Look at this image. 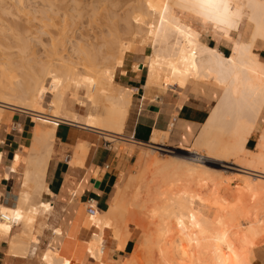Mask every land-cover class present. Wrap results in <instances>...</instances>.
I'll return each instance as SVG.
<instances>
[{
    "label": "bare ground",
    "instance_id": "6f19581e",
    "mask_svg": "<svg viewBox=\"0 0 264 264\" xmlns=\"http://www.w3.org/2000/svg\"><path fill=\"white\" fill-rule=\"evenodd\" d=\"M50 1L43 4L45 8L33 9L34 12H40V17L51 21V25L57 27L54 34L52 33L42 58H38L34 52H29L30 38L27 39L20 33V30L24 28L22 27L23 23L25 25L28 21L19 23L15 22V18L14 21L10 20V25L2 24L4 21L0 23V34H3L5 38L15 37L19 55V60H14L11 56L0 55L1 59L7 60L6 62L0 61V119L4 110L10 108L30 112L32 120L35 122L28 153L25 157V171H19L14 166L10 167V171L13 173L20 174L22 172L21 179L31 185L32 193L17 192L15 207H7L0 203V237L8 236L13 226L32 223L40 209V211H48L52 207V201L48 205H41L37 200V202L33 201V195H39L40 198L45 190L44 176L54 141V128H42L39 124L57 125L63 96L67 91H70L73 85L84 89L82 98L85 101L81 100L77 94L70 92L71 98L77 100L78 106L88 102L96 108L99 107L100 110L98 113L88 114L86 125L114 134H122L129 112L132 89L118 84L115 78L116 75L124 73L122 69L124 59L127 55L130 56L138 45L148 48V52L143 56L146 59H144L146 74L143 86L147 93L154 89L164 91L168 86L175 85L183 88L190 83L199 84L210 82V80L220 88L215 106L194 138L192 146L187 149L195 160L208 157L218 161V157L231 156V154L236 158V161L238 158L237 164L239 163L240 168H235L239 174L238 188L233 191L230 185L231 188L228 187V184L225 185L228 190L233 191H230L229 194L233 198V203L230 204L232 201L227 202L229 205L226 206L225 202L222 204L220 201L225 207L221 206L218 202L219 199L217 200L220 197H217L220 191L219 186L207 183L199 174L201 166L193 160L187 159L184 160L185 164L183 162L177 164L169 160H160L149 153L139 155L137 161L145 164L144 170L134 178H132L133 176L130 178L121 177L119 186L112 191L108 208L104 211L97 210L93 216H85L83 225L88 229H96L91 238L83 242L66 237L60 247H48L42 252L41 263L83 264L85 254L90 253L94 262L109 264L103 246L107 230L110 231L111 238L118 241L116 246L122 248L130 236L129 227L132 225L140 229L141 242L132 252V260L127 261V264H253L255 247L264 243V213L260 215L257 206V203L264 199V134L260 135L256 144L258 148L255 150H247L245 142L254 130L256 119L264 106V64L258 60L257 53L253 50L256 42L264 40V0H245V9L241 11L236 10L238 4L235 0H185L187 4L183 12L186 9L185 13L190 21H196L205 26L211 25L221 37L232 43V52L227 56L202 43L199 39L200 33L179 18V15L183 13L180 9L185 7L182 6L184 0H180L178 4L176 0V3H172L175 8L182 4V7L177 9L179 12L172 6L175 12L172 7H169V4L167 7L164 0L163 2L162 0H146L143 5L146 3V7L154 9L158 24L155 22L154 24L157 26L153 25L155 28L149 27V30L145 27L148 30H146L148 33L145 37L137 36L139 33H135L133 27H130L133 28L130 33L127 27L126 30H129L132 37L126 42L118 38L120 32L117 35L115 28L119 30V27L114 26L113 21L110 23V20L116 17V13L113 15L115 8L112 10L114 17L111 16L113 18L108 20L107 16L111 15L108 7L106 9L108 13L102 7V11L107 13L106 19L109 26L113 24L112 30L110 27L108 31L111 30V34L116 30L112 33H115V38L112 37L114 40L110 35L109 38L112 41H108L111 43L110 45L107 44L109 53L111 52L110 54L107 52L110 58L105 52L107 59L112 60L113 66L111 69L99 66L100 64H97L98 57L94 62L95 60H90L91 56L82 53L87 48L84 46L86 41L85 43L83 41L76 43V46L72 48L76 49L77 47V50L81 51H76L77 53L89 57L86 59L90 64L85 65L87 62L83 63L84 61L82 62L84 66L81 64V69L87 70L90 72L89 74L80 73L79 66H77L79 64L72 60V54H65L66 41L64 42L65 37H63L65 33H63L64 29L58 25H60V21L67 23L68 19L73 20L74 16H82L83 11L88 15V21L92 23L89 26L96 25V28H100L101 24H98L97 20L101 22L103 14L100 13L101 8L99 7L105 0ZM15 2L16 12L30 13L25 10L26 7L21 3V0ZM110 4L113 5L112 0H110ZM7 8L9 9L6 6L5 9ZM169 8L173 13L167 10ZM3 9L0 8V11ZM5 11L2 15L7 13ZM174 12L181 13L177 17ZM154 13L152 15H155ZM34 14H28L30 20ZM243 14L247 19L245 30L247 27L251 28L246 39L243 35L239 38L232 35V32L237 30L239 20L243 19ZM23 15L27 14L23 13ZM28 15L25 18H28ZM11 16L14 17L13 14ZM99 16L100 19H98ZM131 16L136 23H141L145 19L142 13H134ZM128 17L126 15V20ZM7 19L3 20L7 21ZM20 20L21 18L18 21ZM43 23L41 24H46L44 21ZM125 24H129V22ZM131 24L133 25V23ZM86 33L80 35L78 40L87 35ZM169 33L177 37L175 42L173 40L174 45L170 43L171 47L174 46L172 47L175 51L173 54L171 53L173 50H170L171 47L166 45L167 41L172 38ZM157 35H160L159 37L162 38L160 39L165 41L163 45L159 37L157 40ZM81 36L82 38H80ZM168 36L169 40L166 39ZM88 37L90 36H86V38ZM158 41H161L162 46L157 43ZM164 43L166 44L164 45ZM1 45L0 52L2 53ZM157 45L161 47L157 48ZM83 47L85 48L83 49ZM72 48L70 51H73ZM166 48L169 49L166 50ZM105 51H107V46H105ZM166 51L170 52V56ZM88 53L91 54V49ZM82 54L80 57L85 60ZM105 55L104 57H106ZM104 57H102L103 62ZM161 57L166 60L171 59L170 63L168 61L166 63V60L163 62ZM30 61L32 64H29ZM17 62L21 66L26 64L28 68L27 71L21 69L24 79L20 78L18 74L15 75L16 72H13L14 69L12 70L14 67L11 66V63ZM183 63L185 64L183 65ZM141 66L142 61L134 63L133 69L139 70ZM47 95L49 101L45 107L43 102ZM227 124L230 125L229 133L227 131L222 133ZM217 129L221 131L218 133L219 136L222 133V140H219V136L213 137V132ZM228 134L231 138L228 137ZM225 136L231 140L227 141V138L226 141L223 140ZM106 137L112 136L107 135ZM165 138V132L153 130L150 145L164 146ZM85 145L82 142H77L76 153L74 152V158L72 157L74 166L82 165L79 152L81 153L86 148ZM84 152L82 153L84 154ZM2 161L3 153L0 151V165ZM72 164L71 166H73ZM183 171L186 173L183 174ZM4 176V178L8 177V175ZM216 187L219 188V191ZM222 197L225 196H221L220 199ZM211 209H214L212 213H210ZM221 211L226 213H221ZM237 214L243 216L241 217L244 218L247 228L242 226L243 229L242 224H239L242 229L237 226L241 222H237L240 219ZM53 231L55 233L62 232L60 228H55ZM18 232L13 234L18 240L9 241L7 253L27 257L30 248L29 241L20 237ZM29 233L30 231L26 234L28 237ZM36 250L37 245L33 247L31 255H34Z\"/></svg>",
    "mask_w": 264,
    "mask_h": 264
},
{
    "label": "crops",
    "instance_id": "0c3cea01",
    "mask_svg": "<svg viewBox=\"0 0 264 264\" xmlns=\"http://www.w3.org/2000/svg\"><path fill=\"white\" fill-rule=\"evenodd\" d=\"M245 25L246 21L240 20L237 30L233 32L235 33L233 37H241L245 32ZM201 32L199 39L205 45L217 49L216 51L224 56L232 52V43L223 37L220 38L218 32L215 31L214 35L204 34V37V29ZM255 45L253 50L257 53L258 60L264 64V40L256 42ZM143 56V53L139 51L133 52L130 56L127 55L122 67L124 73L119 74L123 85L132 89L129 112L121 135L86 125V118L91 113L86 112L83 108L86 104L80 106L81 110H85L83 114L74 110V106L66 108L68 96L71 98V89L64 94L59 110L58 122L60 123H57V126H52L54 141L44 176V193L48 191L51 195L44 194L43 198L49 200L50 203L52 201V207L48 211H40V209L38 215L29 224L33 225L30 236L29 238L23 237V239H27L30 246L37 245L38 248L40 239L34 235V225L40 215L49 212V217L54 220L53 228L56 226L62 232L55 233L53 231L47 247L42 252L48 247H60L66 237L84 242L90 238L93 232H96L95 228L88 229L83 225L86 215L80 208L82 205L87 207V201L91 198L98 211L106 210L113 189L120 184V174L135 163L138 154V150L132 146L121 148L120 145H113L111 141L105 139V135L115 137L116 139L113 140L127 142H130L129 138L132 136L133 141L130 143L146 146L150 144L153 130H157L166 133L165 142L170 140L187 145L194 141L200 132L203 123L217 102L220 88L211 81L199 84L190 83L187 85L190 86L189 88L173 85L168 86L164 91L153 90L147 93L143 86L146 68L142 66L141 70L133 69L134 63L141 62ZM77 96L79 97L78 94ZM82 97L83 94L79 98ZM7 109L4 112H7ZM10 110L12 113L5 112V116L3 112L2 120L9 119L19 112L26 114L24 120L18 123L19 129L15 126L17 122L13 123L10 130L4 124L0 125V151L3 153V161L0 165V203L7 207H15L17 192H26L22 190V187L27 184L21 179V176L26 168L25 157L28 153L31 135L28 137L23 133H32L35 124L29 126L31 129H25L26 118L29 116L30 122L33 121L30 112ZM260 133H264V106L256 119L254 130L245 142L247 149L255 150ZM77 142L86 144L84 146L86 148L82 151H85L84 154L79 152L82 157L79 156L80 160L82 159V165L74 166L72 157L74 158L73 155L76 153ZM13 166L19 171H23L20 174L13 173L10 171V167ZM4 175H8V177L4 178ZM31 192L32 190L26 193ZM29 225L21 223L13 226L8 236L0 237V264H36L35 259L30 256L21 257L7 253L9 238L17 231H19L18 234H21V227ZM28 231L24 230L23 233L27 234ZM134 239L135 232L131 230L123 249L111 247L107 250L112 263L133 251ZM50 242L59 244L53 246ZM253 264H264V243L255 247Z\"/></svg>",
    "mask_w": 264,
    "mask_h": 264
},
{
    "label": "rangeland",
    "instance_id": "374dc122",
    "mask_svg": "<svg viewBox=\"0 0 264 264\" xmlns=\"http://www.w3.org/2000/svg\"><path fill=\"white\" fill-rule=\"evenodd\" d=\"M6 1V2H5ZM16 1V0H0V6H3V7H0L1 9L2 8H4L3 10H1L0 11V16H1V18H0V23H2L3 21V23L2 24H8V25H10L11 24V22H10V20L11 21H14L15 20V18H16V21L15 22H19V23H22V22H25V21H28V22H26V24L24 25V23H23V26L22 27H24L23 29H22V27H20V29H22V30H20V33L22 34V35H25L26 37H27V39H29V43H30V45H29V52L31 53V52H34L35 53V55L36 56H38V58L40 57V58H42L43 57V54H45V49H46V47H48V45H49V42H50V40H51V36H52V33L53 32H55V28H57L55 25H51L52 23H51V21H49V20H47V19H44L42 16L40 17V12H34V10H36V9H41V8H43L44 7V5L45 4H47V3H49V1L48 0H21V3H23L24 4V6L27 8H25V10L27 11V12H30V13H26V12H24V11H20V12H16L15 11V7H14V5L16 4V2L14 3V2ZM51 1H53V0H51ZM50 1V2H51ZM113 1V5H111L110 4V0H105V1H102V3L100 4L101 5V7H99V8H101V10H99L100 11V13L102 12V18H101V22H100V20H97L99 23L98 24H101V26H100V28L99 27H95L94 25H92V27L91 26H89V25H91L92 23H90L88 20H89V18H88V15L86 14V13H84L83 11H82V13H83V15L85 14L86 15V18H87V20H86V18H85V15L83 16H74V18H73V20H69L68 19V21H67V23H63V21H60L59 22V24L60 25H58V26H60V28H63L64 29V32L63 33H65V34H63V37H65L64 38V42H65V47H66V51H65V54L67 55V54H69V53H71L72 54V60H74V62H76V63H78L79 65H77V66H79L78 68H79V70L78 71H80V73H90V72H88L87 70H84V69H81V66L83 65L84 66V64L83 63H85V62H87L88 61V59H86V57L87 56H85V55H89V56H91L90 57V60H92V61H94V62H96L97 61V57H98V60H99V62L97 61V64H100L99 66H101V67H109L110 69H111V67L113 66V62H112V60L111 59H107V56H109L108 55V53H109V50H108V46L111 44V43H109L108 41H112V40H114L112 37H114L115 35V33L114 34H112L113 32H115V31H112V33L110 34V32H111V30H112V25L114 24V26H118L119 27V30H118V28H115V29H117V35H118V33L120 34V35H118V38L119 39H123L125 42L126 41H129V40H131L130 38L132 37L130 34H129V30H130V33H131V29H132V31H133V28L136 30H134V32L136 33L137 32V34L139 33V35H137V36H144L145 37V35L148 33L147 31L152 27V29L153 28H155L156 26H157V20L155 19V18H157V16H156V14L154 13V9L152 8H150V7H146L145 5H146V3H145V5H143V3L144 2H146V0H112ZM165 1H166V3H165ZM173 1H175V0H164V4L165 5H167V7H168V4H169V7H172L173 6V4L174 3H176V1H177V4H178V2L180 1V0H176L175 2H173ZM181 1H183V0H181ZM4 2V3H3ZM47 2V3H46ZM162 2H163V0H162ZM184 2V3H183ZM182 3H183V5L182 6H185V7H182L180 4V7H182V10L180 9V7H178V5H177V7L178 8H175V6H173L174 7V9L175 10H177V9H180V11L181 12H183V9L184 8H186V4H187V2L185 3V0L183 1ZM235 2L238 4V6L236 7V10L237 11H241V10H244L245 9V7H244V2H245V0H235ZM1 3H3L2 5H1ZM14 3V4H13ZM173 3V4H172ZM5 4V5H4ZM44 4V5H43ZM114 4L116 5L115 7H114ZM176 5V4H175ZM9 7V9L7 10V9H5V7ZM106 6V7H105ZM41 7V8H40ZM102 7H104L103 9H107V7H108V11L110 12V17L109 16H107L108 17V20H110L109 18H113L114 16L113 15H115V13H116V17H114L113 18V20H110V23H111V21H113V24L111 25V26H109L110 24H109V22H107V19H106V14L108 13V11H107V13L105 14L104 12L105 11H102ZM173 7H172V9H173ZM45 8V7H44ZM115 8V9H114ZM117 8V9H116ZM34 9V10H33ZM110 9V10H109ZM114 9V10H113ZM149 9V10H148ZM173 9V10H174ZM4 10H6L5 12H7V13H4L3 15H2V13L4 12ZM112 10H113V12H114V14L112 15ZM168 11L170 10V8L169 9H167ZM174 10V11H175ZM186 10V9H185ZM184 10V12L182 13V14H180V13H178V14H180L179 15V18H181V20L182 21H184V23H186V24H189L194 30H196V31H198L199 33H200V35H201V30H203L204 29V32H203V37H204V34H207V33H210V34H212V35H214L215 34V29H213V27L211 26V25H202V24H200L199 22H196V21H190L189 20V18H188V15L185 13L186 11ZM11 11V13L14 15V17L13 16H11L12 14L10 13L9 14V12ZM35 13H33V12ZM153 11V12H152ZM178 11V10H177ZM15 12V13H14ZM24 14H30L31 15V13L32 14H34L32 17H31V20H30V16L28 15V18L26 17L25 18V16H27V15H23V13ZM170 12H171V10H170ZM176 12V11H175ZM174 12V14H177V13H175ZM179 12V11H178ZM20 14L19 16H20V18H21V20L20 21H18L20 18H19V16L17 15V14ZM76 14V12H73V14ZM81 13V14H82ZM89 14H90V12H88ZM120 13V14H119ZM134 13H142L144 16H145V19H144V21H145V23H144V21L143 22H141V23H136L134 20H133V16H131V15H133ZM152 13H154L155 15H152ZM171 13H173V12H171ZM105 14V15H104ZM178 14L176 15L177 17H178ZM187 16H186V15ZM17 15V16H16ZM41 15H42V13H41ZM118 15V16H117ZM121 15V16H120ZM126 15H127V17H128V20H130V21H128V20H126ZM4 16V17H3ZM105 16V17H104ZM111 16H113V17H111ZM120 16V17H119ZM131 16V17H130ZM33 17H36V18H33ZM82 17V18H81ZM125 17V18H124ZM8 18V19H7ZM39 18H42V19H39ZM242 18L243 19H245V21L247 20L246 19V15L245 14H243V16H242ZM3 19H7V21H5V20H3ZM13 19V20H12ZM26 19V20H25ZM75 19V20H74ZM98 19H100V16H99V18ZM102 19H104V20H102ZM118 19H119V21H118ZM121 19H122V21H121ZM243 19H240V20H243ZM125 20V21H124ZM156 20V21H155ZM239 20V21H240ZM22 21V22H21ZM31 21V22H30ZM43 21L47 24H45V25H42V24H44L43 23ZM75 21V22H74ZM105 21V22H104ZM117 21V22H116ZM127 21V22H126ZM150 21V22H149ZM30 22V23H29ZM74 22V23H73ZM108 23V25H107V23ZM115 22V23H114ZM129 22V24H125V23H128ZM157 23L156 25L154 24V23ZM42 23V24H41ZM90 23V24H89ZM117 23V24H116ZM125 25H124V24ZM131 23H133V25L131 24ZM64 24V25H63ZM137 26H136V25ZM140 26H139V25ZM103 25V26H102ZM104 25H106V26H104ZM124 25V26H123ZM153 25H155V27L153 26ZM121 26V27H120ZM111 27V28H110ZM128 27V28H127ZM130 27H133V28H130ZM148 29L149 27V29L147 30L146 28ZM91 28V29H90ZM109 28L111 29L110 31H108L109 30ZM121 28V29H120ZM126 28L127 29H129V30H126ZM138 28V29H137ZM103 29V30H102ZM105 29V30H104ZM250 27H247L246 28V30H245V32L243 33V37H244V39L246 38V36L249 34V32H250ZM88 30V31H87ZM102 30V32H99V31H101ZM138 30V31H137ZM143 30V31H142ZM147 30V31H146ZM107 31V32H106ZM8 33L10 32V31H7ZM81 32H87L86 34L87 35H85V36H83V38H82V36L80 37V38H82V39H80V40H78V38H79V36L80 35H84V33H82L81 34ZM88 32H89V34H88ZM216 32H218V31H216ZM2 33V32H1ZM102 33V34H101ZM106 33V34H105ZM142 33V34H141ZM174 35H176L174 32H172ZM172 33H169V34H171V36H172V40L170 39H167V38H169V36L168 37H166V39L167 40H169V41H167V44L166 43H164V45L166 44L167 45V47H171V44L170 43H173L172 45H174V42H175V39L177 38L176 36H174ZM54 34V33H53ZM100 34V36H98ZM104 34V35H103ZM123 34V35H122ZM159 34V33H158ZM90 36V37H88V38H86V36ZM92 35V36H91ZM97 35V36H96ZM110 35H111V38H112V40H110ZM113 35V36H112ZM130 35V36H129ZM161 35V34H160ZM160 35H157V40H158V37L160 36ZM232 35H235V33H233L232 32ZM8 36V35H7ZM122 36V37H121ZM170 36V37H171ZM219 36H220V34H219ZM100 38V39H98V38ZM103 37V38H102ZM161 37H162V35H161ZM161 37H159V39L161 38ZM175 37V38H174ZM91 38V39H90ZM93 38V39H92ZM115 38V37H114ZM220 38H221V36H220ZM83 39H87V40H83ZM162 39V38H161ZM160 39V40H161ZM16 39H15V37H12V36H8V38H5L4 36H3V34H0V45L2 46V48H3V52L1 53L0 52V55L1 56H11L14 60L16 59V60H19V55L17 54V46H18V44H17V42L15 41ZM100 40V41H99ZM106 40H107V42H106ZM122 40V41H123ZM173 40H174V42H173ZM82 41L85 43V41H86V45L89 43V44H91L92 43V45H84L85 47H87V48H85V47H83V49L85 48V50L82 52V53H86L85 55L84 54H82V53H77V52H81V51H79V50H77L78 48L76 47V49L75 48H72L73 46L75 47L76 46V43L78 44V43H82ZM162 41V45H163V42H165L164 40H161ZM161 41H158L157 43L159 44ZM171 41V42H170ZM106 43V45H105V43ZM42 43V44H41ZM96 43V44H95ZM99 43V44H98ZM107 44H109V45H107ZM169 44H170V46H169ZM95 45V46H94ZM101 45H103V46H101ZM160 45H161V43H160ZM161 45V46H162ZM4 46V47H3ZM94 46V47H93ZM97 46V47H96ZM105 46H107V51H105ZM158 46L159 45H157V48H158ZM161 46H159V47H161ZM97 49H99V50H101V51H99V50H97ZM101 47V48H100ZM172 47H174V46H172ZM170 48V50L172 49H174V48ZM73 49V51L72 52H76V53H72L71 51H70V49ZM169 48H166V50H168ZM75 49V50H74ZM89 49H91V54H89L88 52H89ZM43 50V51H42ZM92 50H93V52H92ZM86 51V52H85ZM135 51H139V52H142L143 53V55L144 54H146L147 52H148V48H147V46H145V48L144 47H140V46H136V48L134 49V52ZM102 52V53H101ZM105 52L107 53L106 55H105ZM167 52V51H166ZM169 52V51H168ZM167 52V53H168ZM173 52H175L174 50L171 52L172 54H173ZM94 53V54H93ZM111 53V52H110ZM109 53V54H110ZM64 54V55H65ZM74 54V55H73ZM78 55V57H77V55ZM81 54L83 55V57L85 58V60L82 58V57H80L81 56ZM101 54V55H100ZM102 54H104L106 57H104V55H102ZM65 55V56H66ZM94 55V56H93ZM93 56V57H92ZM167 56V55H166ZM169 56H170V52H169ZM99 57H100V59H99ZM102 57H104V62H103V59H102ZM165 57V56H164ZM87 58H89V57H87ZM105 58H106V60H105ZM109 58H110V56H109ZM161 58H163V57H161ZM80 59V60H79ZM102 59V60H101ZM145 58H143L142 59V66L143 67H145V64H146V59L144 60ZM167 59H168V57H167ZM184 59H185V56H184ZM101 60V61H100ZM161 60V59H160ZM164 60H166V58L164 59H162V61L164 62ZM170 60L171 59H169V60H166V63H167V61L170 63ZM186 60V59H185ZM185 60L183 61L182 60V62H185ZM0 61L1 62H3V61H7V60H5L4 58L3 59H1L0 58ZM84 61V62H83ZM83 62V63H82ZM101 62V63H100ZM110 64V66H109V64ZM29 64H32V61H30L29 62ZM82 64V65H81ZM86 64H90L89 62H87V63H85V65ZM103 64V65H102ZM112 64V65H111ZM185 63H183V65H184ZM39 65V64H38ZM11 66L12 67H14V68H12V70H13V72L15 71L16 73H14L15 75H19V77L20 78H23L24 79V76H23V72L21 71V69L22 70H24V71H27L28 70V68H27V66H26V64L24 65V66H21V64L19 63V62H17V63H11ZM146 68V67H145ZM12 72V73H13ZM22 72V73H21ZM119 74L118 75H116V78H115V80H116V82L118 83V84H121V85H123V83L121 82V80H120V78H119ZM25 77H27L26 75H25ZM210 82H211V80H210ZM117 83H115L116 85H117ZM115 85V86H116ZM114 86V85H113ZM114 86V87H115ZM123 86H125V85H123ZM117 87V86H116ZM119 87H120V85H119ZM82 89H83V87H81ZM81 88H79L78 86H72V88H71V91L72 92H75L76 94H78L79 95V97H81L82 96V94H84V92H83V90L81 89ZM154 90H157V91H161L160 89H154ZM81 100H84V98H80ZM48 101H49V96L47 95L46 97H45V100H44V102H43V105L46 107L47 106V104H48ZM85 101V100H84ZM76 100L74 99V98H69V96H68V98H67V100H66V108H68L69 106H74L75 107V109L74 110H76L78 113H81V114H83L84 112H85V110H86V112H92V113H98L100 110H99V107L98 108H96V106H93V105H91L90 103H86V106H84L83 108L85 109H83V110H81L80 109V106H78V104H76ZM88 107V108H87ZM96 108V109H95ZM14 111V110H13ZM6 112V111H5ZM4 112V116L6 115V113L7 112H9V113H12V111L9 109H7V112L5 113ZM25 115L26 114H22V113H17V114H14L11 118H9V119H3L1 122H0V125L1 124H4L6 127H8V130H10L11 129V127H13V123L14 122H17V124L15 125L16 126V128L17 129H19V125H18V123H21L23 120H24V118H25ZM31 116V115H30ZM4 118V117H3ZM27 120H26V122H25V129H29L30 127L29 126H31V125H33V124H35V122H30V118H29V116L26 118ZM42 128L43 127H52L53 125H51V124H39ZM255 128V127H254ZM31 129V128H30ZM228 129H230V125L229 124H227L226 126H225V128H223V130H222V133H225L226 131L229 133V131H228ZM221 131L220 130H218L217 129V131H215V132H213V137H217V136H219L218 135V133H220ZM222 133L220 134V136H219V138H217V139H219V140H222ZM114 134V133H113ZM264 134V133H263ZM23 135L24 136H28V137H30V135H31V133H28V134H26V133H23ZM117 135H119V134H117ZM224 135H226V134H224ZM223 135V136H224ZM260 135H261V133H260ZM260 135H259V138H260ZM106 137V136H105ZM228 137H230L229 136V134H228ZM227 138V136H225L224 138H223V140H225ZM231 138V137H230ZM258 138V139H259ZM107 141H111V143L113 144V145H120V147L121 148H123V147H130V146H132L134 149H137L138 150V154H137V157L139 156V155H145L146 153H149V154H152L153 156H156L158 159H160V160H169V161H172V162H175V163H177V164H181L182 162H183V164H185L184 162V160H187V159H191V160H193L194 162H196L197 164H199L200 166H201V168H200V171H199V174H200V176L202 177V178H204L205 179V181L208 183V182H210L209 184H213L214 183V185L215 186H219V188H220V191H219V188L218 187H216V188H218L217 189V191H219L218 192V194L219 195H217V197L218 196H220V197H218L217 198V200H218V202L220 203V201H221V203L222 204H224V202H225V204L224 205H229V204H227V202L228 203H230V201H232L230 204H232L233 203V198L229 195L230 194V191H234V190H236V188H238L237 186H238V179H239V174H237L238 172L235 170V168H240L239 167V163L237 164V162H238V158H237V161L235 160L236 158H234V156L231 154V156H221V157H218L219 158V160L218 161H216V160H214V159H210V158H208V157H202V158H199V160H195V158H194V156H192V154H191V152L190 151H188V149L187 148H189V147H191L192 146V142H190V143H188L187 145H183V144H181V143H175V142H172V141H170V140H168L167 142H165V144H166V146L164 145V146H159V145H142V144H134V143H130V142H127V141H121V140H113V139H116L115 137H106L105 138ZM227 141L228 140H231V139H226ZM225 140V141H226ZM259 141V140H258ZM257 141V142H258ZM122 142H126V143H122ZM131 144H133V145H131ZM185 147H187V148H185ZM258 147H256V149H257ZM247 149V148H246ZM247 150H250V149H247ZM201 153H202V151H201ZM137 157H136V161H135V163L132 165V166H130L125 172H122L121 174H120V176H119V179L121 178V177H124V178H130V177H132V178H134V176H138L139 175V173H141V171L142 170H144V168H145V164L143 163V162H138L137 161ZM236 157V156H235ZM221 158V159H220ZM228 167V168H227ZM232 168V169H231ZM186 172L185 171H183V174H185ZM237 176V177H236ZM186 178H188L187 176H185ZM238 178V179H237ZM228 184V187H232V190H228L227 188V186H225V185H227ZM223 185H224V187H223ZM230 185V186H229ZM31 186V185H30ZM30 186L28 185V184H25L23 187H22V190H25V191H31L32 189L30 188ZM221 186V187H220ZM234 186V187H233ZM227 187V188H226ZM230 187V188H231ZM229 188V189H230ZM226 189V190H225ZM224 190V191H223ZM226 191V192H225ZM232 191V192H233ZM231 192V195L233 196V193ZM32 193V192H31ZM44 194H46V195H51L48 191L46 192V193H44L43 192V195ZM43 195H42V197H40L39 198V195H33V201H35V202H37V201H39L40 202V204L41 205H48V203H50L49 202V200H47V199H45V198H43ZM221 196H225L224 198L222 197V199H220L221 198ZM37 200V201H36ZM220 203V204H221ZM221 204V206L222 207H225L224 205H222ZM257 206H258V212H260V215H262L263 213H264V199H261L260 201H259V203H257ZM80 210H82L83 211V213L86 215V205H82V207L80 208ZM214 210V209H213ZM213 210L211 209V212L210 213H212L213 212ZM224 213L225 211H221V213ZM226 213V212H225ZM224 213V214H225ZM49 214H50V212L49 213H46V214H43V215H40L39 217H38V220H37V222L35 223V225H34V230H33V232H34V235L35 236H38V238L40 239V243L38 244V248H37V250H36V253L34 254V255H31V252H32V249H33V247L35 246V245H33V246H30V248H29V253H28V256H30V257H32V258H34L35 259V261H36V264H43V263H41V261H40V254H41V252H42V250L44 249V248H46L47 247V243H48V240H49V237L51 236V233H53V229L54 228H56V226L53 228V226H54V220H53V218H51V217H49ZM238 215V214H237ZM239 217L238 218H240V219H238V221L237 222H240V223H238L237 224V226L240 228V225H241V227L242 226H247V224L244 222V218H242L241 216H240V214L238 215ZM245 223V224H244ZM240 224V225H239ZM32 227H33V225H29V226H27V227H21V234H20V237H27V238H29L28 237V235H26V234H24L23 233V231L25 230V231H31L32 230ZM243 228V227H242ZM242 228H240V229H242ZM247 228V227H246ZM129 229L130 230H134V232H135V245H134V249H133V251L135 250V248H136V246H138L139 244H140V242H141V231H140V229L139 228H137V227H134V226H132V225H130V227H129ZM244 229V228H243ZM44 232V233H43ZM109 230H107V234H106V236H105V238H104V241H103V246H104V249H105V253L107 254V256H108V254H109V252H107V250L108 249H110L111 247H114V248H116V249H123V247L121 248V247H118V246H116L117 245V242L118 241H116L115 239H113V238H111V235L109 234ZM94 233V232H93ZM92 233V234H93ZM55 234V233H54ZM13 236V235H12ZM29 236H30V233H29ZM40 236V237H39ZM92 236V235H91ZM91 236H90V238H91ZM14 237V238H13ZM13 237H10L9 238V240H8V243H9V241H11V240H16L17 239V237H15V236H13ZM11 238H13V239H11ZM89 238V239H90ZM62 239H63V237H62ZM18 240V239H17ZM61 243H62V241H61ZM50 244L51 245H53V246H57L59 243H56V242H50ZM107 244H109V245H107ZM107 245V246H106ZM119 245V244H118ZM118 247V248H117ZM132 251V252H133ZM129 253V254H126L125 255V257L124 258H122V259H119L117 262H111V260H110V258H109V256H108V259H109V264H124L125 262V264H127V261H129V260H132V256L131 255H133V253ZM83 264H98V263H96V262H94V258H93V256L89 253V254H86V259L83 261Z\"/></svg>",
    "mask_w": 264,
    "mask_h": 264
},
{
    "label": "built area",
    "instance_id": "2783aa9c",
    "mask_svg": "<svg viewBox=\"0 0 264 264\" xmlns=\"http://www.w3.org/2000/svg\"><path fill=\"white\" fill-rule=\"evenodd\" d=\"M59 123L60 122H58V124ZM129 139H130V142L133 141V137L132 136ZM96 212H97V209H96V207H95V205L93 203V200L91 198H89L88 201H87L86 215L93 216Z\"/></svg>",
    "mask_w": 264,
    "mask_h": 264
},
{
    "label": "water",
    "instance_id": "95a60500",
    "mask_svg": "<svg viewBox=\"0 0 264 264\" xmlns=\"http://www.w3.org/2000/svg\"><path fill=\"white\" fill-rule=\"evenodd\" d=\"M141 68H142V66H141Z\"/></svg>",
    "mask_w": 264,
    "mask_h": 264
}]
</instances>
